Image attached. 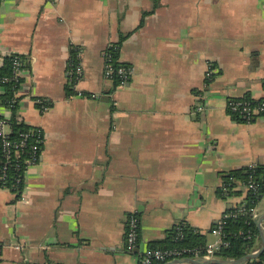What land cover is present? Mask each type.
<instances>
[{"label": "crops", "instance_id": "0c3cea01", "mask_svg": "<svg viewBox=\"0 0 264 264\" xmlns=\"http://www.w3.org/2000/svg\"><path fill=\"white\" fill-rule=\"evenodd\" d=\"M122 37L130 72L113 88L104 53ZM72 47L78 89L100 97H68ZM13 54L17 105L0 116L44 141L25 200L0 188V264H139L124 248L132 213L140 249L179 223L215 242L248 195L236 183L221 197L222 175L264 165V118L227 111L264 98V0H0V68Z\"/></svg>", "mask_w": 264, "mask_h": 264}, {"label": "built area", "instance_id": "2783aa9c", "mask_svg": "<svg viewBox=\"0 0 264 264\" xmlns=\"http://www.w3.org/2000/svg\"><path fill=\"white\" fill-rule=\"evenodd\" d=\"M11 61L12 74L10 76L0 77V90L8 83L18 84L20 68L22 61L20 56H9ZM104 77L109 79L114 70L111 67V56L109 53H104ZM71 65L69 64V67ZM116 74L122 76L120 85L125 84L128 80L130 72L129 67H120L116 71ZM69 77L74 76L73 90L75 93L71 97H99L98 94L86 95L78 89V84L83 76V67L79 54L77 55V62L75 66L68 68ZM212 71L208 70L206 77L212 76ZM16 102L15 97L7 102L6 107H11ZM42 102H40L41 104ZM1 104V100H0ZM227 108L230 112L237 114L239 118L247 123H250L255 116H261L264 118V102L259 105L252 106L250 101L247 100H233L228 102ZM41 109H46V105L42 104ZM203 106L198 107L199 112H203ZM9 119L0 116V151L2 156V165L0 166V188H7L18 197L19 200L24 201L22 196L24 189V176L27 170L37 164L41 153L44 134L40 128L29 127L26 130L12 135ZM255 163L249 164L248 167L252 168ZM264 187V185H263ZM258 186L253 183L246 185L247 190L257 191ZM256 207H248L242 204L233 210L224 212L220 219L217 221L211 233L216 236V240L212 244H206L204 247L193 248H172V249H159V248H144L139 247V219L136 214H129L126 220V230L124 235V248L128 253H133L137 256L139 264H152L154 262L165 263L170 260L184 258V257H205L213 258L215 252L221 247L228 246V242L222 241L220 236L221 228L226 223L227 219L236 218L238 216H250L253 218L256 215ZM255 252V251H254Z\"/></svg>", "mask_w": 264, "mask_h": 264}, {"label": "trees", "instance_id": "16d2710c", "mask_svg": "<svg viewBox=\"0 0 264 264\" xmlns=\"http://www.w3.org/2000/svg\"><path fill=\"white\" fill-rule=\"evenodd\" d=\"M123 39L124 37H122L118 43L109 46L105 51V53H109V55L111 56V64H112L111 67L113 68L114 72L108 80L112 82L113 88L119 86L120 82L122 81V76L116 74L115 71L120 67H129V65L120 63L118 61L119 49ZM79 51L80 50L77 49V47L71 48V54L69 59V64L71 66H75ZM4 60H5V64L3 65L2 68H0V77L6 75L10 76L13 71L10 64L11 63L10 58H5ZM21 67H23V64ZM70 67L68 66V68ZM74 81H75L74 76L73 77L70 76L68 85L66 86V92L68 97H71L75 93L72 87ZM17 87L18 84L13 82L3 86V89L5 91V93L1 96V103L3 105L6 106L7 102L14 98V92L17 89ZM235 100H240V99H235ZM241 100L250 101L252 106L259 105L261 102H264V98L252 100L251 98L246 97ZM42 104L45 103H41L40 106H42ZM16 105H17V100L14 103V105L11 107V109L15 110ZM227 111L231 115L233 120L243 121L239 118L237 114L230 112L228 108ZM9 124L11 126L13 136H15L16 133L29 128L24 125L18 124V122H16L14 118H10ZM1 165H2V156L0 151V166ZM222 179H223V185L219 189V192H221L220 194L222 195L221 197H224L222 190H226L227 193L229 194L231 187L234 186V184L236 183H241L244 184L245 186L248 185L249 183H253L254 185L258 186L256 192H253L252 190H247L248 195L244 203L245 206L257 207L259 202L264 197V187H263L264 165L255 164V166L252 168L246 166L238 170L229 171L222 175ZM219 238L222 241L228 242V246H223L217 252H215V256L220 259L241 258L247 254L256 251L259 248V244H260L258 229L254 224L253 218H251L250 216H238L236 218L227 219L226 223L221 228ZM205 245H206L205 237L196 233L195 230L190 228L188 225L184 223H179L178 225H175L174 227L166 231L165 238L162 241L151 242L148 245V248H159V249H172V248H184V247L193 248V247H204ZM152 264H162V263L154 262ZM246 264H264V251L256 259H253L247 262Z\"/></svg>", "mask_w": 264, "mask_h": 264}, {"label": "water", "instance_id": "95a60500", "mask_svg": "<svg viewBox=\"0 0 264 264\" xmlns=\"http://www.w3.org/2000/svg\"><path fill=\"white\" fill-rule=\"evenodd\" d=\"M254 224L256 225L259 237L260 244L259 248L250 254H247L238 259H220L218 257L205 258V257H184L174 260L167 261L163 264H246L247 262L256 259L264 251V212H260L253 217Z\"/></svg>", "mask_w": 264, "mask_h": 264}]
</instances>
